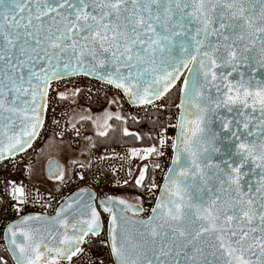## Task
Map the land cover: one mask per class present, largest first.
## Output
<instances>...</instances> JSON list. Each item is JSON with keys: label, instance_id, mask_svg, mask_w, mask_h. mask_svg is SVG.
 Instances as JSON below:
<instances>
[{"label": "snow or ice", "instance_id": "6c2138e0", "mask_svg": "<svg viewBox=\"0 0 264 264\" xmlns=\"http://www.w3.org/2000/svg\"><path fill=\"white\" fill-rule=\"evenodd\" d=\"M260 70L264 0H0V161L32 147L53 80L95 77L138 105H153L182 80L179 117L168 125L175 138L161 127L157 143L129 150L140 160L163 156L169 145L173 151L151 214L133 220L123 213L135 216L142 207L121 197L100 201L110 214L112 260L264 264V80L252 84ZM15 114L22 117L19 131ZM147 167L139 169L136 186H144ZM49 173L64 179L51 162ZM156 188L152 183L149 190ZM12 198L26 203L24 187L14 186ZM76 203L66 202L52 217L27 215L9 224L5 238L15 264H73L102 226L92 204L70 220ZM32 222L58 227L42 230ZM0 264H8L2 255Z\"/></svg>", "mask_w": 264, "mask_h": 264}, {"label": "built area", "instance_id": "2783aa9c", "mask_svg": "<svg viewBox=\"0 0 264 264\" xmlns=\"http://www.w3.org/2000/svg\"><path fill=\"white\" fill-rule=\"evenodd\" d=\"M62 92L66 93V99L60 97L59 93ZM107 97L116 100L128 123L135 124L141 135L150 138V146L157 143L155 137L160 133L161 127L167 129V136L174 138L175 128L168 125H175L177 121L178 104L168 102L165 97L153 105L136 106L127 102L118 89L91 77L76 75L51 82L46 97L43 125L32 147L0 161V251L4 253L6 260V256L9 257L11 264L15 263L3 238L8 225L28 213L51 216L59 203L72 192L86 189L93 193L94 206L101 214L102 224L99 234L90 236L88 242L82 245L84 251L73 259V264H114L107 241V213L100 211L98 200H106L108 196L126 198L131 204L142 207L143 211L136 215L139 218H145L150 213L158 189L170 167L173 153L170 145L161 149L163 156L153 155L148 160L132 156L130 149L122 143H117L116 146H91L87 158L75 164L66 180L56 187L36 183L29 177L30 166L41 144L48 137L65 139L74 150L81 147L88 130L87 125L84 121L71 124L68 120L69 114L82 107L98 108ZM145 164L148 167L144 186L138 187L135 185V179L139 176V169ZM156 164L160 167H155ZM125 181L128 183L125 184ZM152 183H155L157 188L149 190ZM14 186L24 187L26 203L18 204L12 198ZM119 191L124 193L118 194ZM17 208L20 210L17 211Z\"/></svg>", "mask_w": 264, "mask_h": 264}, {"label": "rangeland", "instance_id": "374dc122", "mask_svg": "<svg viewBox=\"0 0 264 264\" xmlns=\"http://www.w3.org/2000/svg\"><path fill=\"white\" fill-rule=\"evenodd\" d=\"M104 101H107V102L114 101L110 104L113 106L114 109H116L118 111V113L120 115H122L121 117L123 118V120L120 123H117V121H116V123H114L113 119H116L114 117L112 119L113 122L111 124L110 123L108 124V125H111V127L105 136L95 135L94 137H92V135H89L90 137L87 138L89 140H86V142H90V143L86 144L85 138H84L81 147L78 148L77 150L72 149V147H70L69 143H67L65 141L64 142L60 141L53 136L48 137L41 144V146L38 150V153L35 157V160H33L32 164L30 166V173L34 174L36 176L35 180L38 181L37 183L45 182V178L42 175V171H44V170L47 171V169L50 166V162H51V167H53L54 169H57V165L59 166V164L62 163L64 170H66L67 162H69V160L71 159V157H72L71 155H77V154H79L80 151H83V153L81 155V161L84 160L85 158H87L89 149H90L92 144L103 145L105 143H110V142L113 143L117 139H119V141L124 140V141H126V143H128V145H130V146H126V145H124V143H122V141L119 142V143H122L128 149L140 148V147L145 148V147L150 146V144H143V146H137V145L132 146V144H131L132 138H131V141H130V138H125V139L121 138V137L118 138V136L120 134L124 135V131H123L124 128H127L130 133H136L138 135H140L141 133L138 131V127H136L135 124L128 123L125 120L124 115L121 113L120 109L118 108L116 100H114L112 97H110V98L107 97L106 99L103 100L102 104L104 103ZM100 107H98V108L96 107V108L98 110H100ZM97 109L92 108V109L86 110V112H88L89 115L94 117L96 111H98ZM76 112L73 113V116H75ZM104 116L105 117L102 116L100 118L96 117V120H97L99 125L98 124L94 125V123H93V125L88 128L89 129L87 131L88 134L93 133L92 130H94V128L98 129V131L102 130L101 127L103 125V123H102L103 118H106L108 115L104 114ZM111 117H113V116H111ZM93 126H94V128H93ZM79 162H80V160H79ZM29 177H30V175H29ZM34 182H36V181H34ZM43 184H46V183H43ZM119 193H124V192L119 191L118 194Z\"/></svg>", "mask_w": 264, "mask_h": 264}, {"label": "water", "instance_id": "95a60500", "mask_svg": "<svg viewBox=\"0 0 264 264\" xmlns=\"http://www.w3.org/2000/svg\"><path fill=\"white\" fill-rule=\"evenodd\" d=\"M255 55H257V58H259V53H256ZM240 71H245V72H247V70L246 69H244V68H241L240 69ZM188 75V71H187V69H185L184 70V73H183V76H187ZM254 76H255V80H253L252 81V84H253V86H255V84H256V81L257 80H264V70H260V71H258V72H256V73H254L253 74ZM76 75H74V76H69V78H72V77H75ZM82 77H90V76H85V75H81ZM233 76L235 77V78H238V73H234L233 74ZM91 78H94V79H96V80H98V81H102V80H99V79H97V78H95V77H91ZM182 79H183V77H182ZM248 79V75L246 74V76H245V80H247ZM59 80H62V79H59ZM59 80H57V81H59ZM53 81H56V80H53ZM52 81V82H53ZM102 82H105V81H102ZM178 86H179V88H178V99H179V101L177 102V104H179L180 103V96H181V92H180V86H182V80L181 81H179L178 82ZM120 91V90H119ZM121 93H122V96L125 98V100L128 102L129 101V103L130 104H135V103H133L132 101H130L129 100V98L127 97V96H125L124 95V93L122 92V91H120ZM167 95V94H166ZM165 95V96H166ZM164 96V97H165ZM163 98V97H162ZM27 99H30V97H28ZM38 100H39V97H38ZM45 102H46V98H45ZM136 106L138 105V104H135ZM18 107H21V108H23L24 107V105H22V104H18ZM28 107L29 108H31L32 107V105L31 104H29L28 105ZM44 112H45V107L44 108H41V110H40V116H41V118H42V120H43V115H44ZM177 118L179 117V113H180V110H179V108L177 107ZM11 114H9V113H4V116H5V120H4V123L5 124H7V122H8V117L10 116ZM12 119H13V127H14V130H16V131H19V129H20V127H21V122H22V117L19 115V114H15V115H13L12 116ZM41 127V126H40ZM40 127H38V131H39V129H40ZM175 136H176V129H175V133H174V138H175ZM36 138H37V136H36ZM36 138L32 141V143L36 140ZM7 143V139L5 138V144ZM173 152V151H172ZM18 153H20V152H17L16 154H18ZM22 153V152H21ZM15 154V155H16ZM12 156H8L7 158H11ZM172 158H173V153H172V156H171V161H170V167L172 166ZM52 168V170H53V167H51ZM169 169V168H168ZM168 172V171H167ZM45 173L47 174V175H49L50 173H49V168L47 169V171H45ZM164 182H165V178H164V180L162 181V183H161V185L160 186H162L163 184H164ZM160 188V187H159ZM82 190V189H81ZM81 190H79V191H77V192H72L71 194H69L68 196H66V198L62 201V202H60L59 203V205L57 206V208H56V210L58 209V208H60L61 206H63L66 202H71L72 200H77V201H79V203H76V204H73V207L71 208V209H69V211H68V216H69V219L71 220V219H79V215H78V213H80V212H83L85 209H84V205H87V204H92V205H94V195H93V193H91V192H89V191H86V189H83V190H85V191H83V192H81ZM160 194V191H159V189H158V193H157V196ZM155 203H156V200H155V202H154V206H155ZM97 204H98V206H99V208H100V200H98L97 201ZM131 204V203H130ZM133 205H136V204H134V203H132ZM138 208H139V206L138 205H136ZM154 206H152V208L154 207ZM121 208H123V206H120ZM56 210L54 211V213L51 215V216H48V215H44V214H41V215H44V216H48V217H52V216H55V214H56ZM152 210V209H151ZM100 211L103 213V214H106V212H103V210L100 208ZM36 213H28V215H35ZM125 216H128V217H131L133 220H135V219H146L150 214H151V211H150V213L145 217V218H139L138 216H133V214L131 213V212H127V211H125L124 213H123ZM24 216V215H23ZM23 216H21V217H19V218H17V219H15V221L14 222H12V223H15V222H18ZM25 216H27V215H25ZM109 216H110V214L109 213H107V225H106V233H108V227H109ZM11 223V224H12ZM32 226L35 228V227H37V226H39V227H41V229L43 230L44 228H52V229H55V228H57L58 227V225H56L55 224V222H32ZM130 228L131 227H135L134 225H131V224H129L128 225ZM7 229V228H6ZM5 229V230H6ZM6 231H4V239H5V242H6ZM107 241H108V234H107ZM7 245V244H6ZM110 249V248H109ZM10 254V253H9ZM10 257H11V254H10ZM12 258V257H11ZM12 261H13V263H15V261L12 259Z\"/></svg>", "mask_w": 264, "mask_h": 264}, {"label": "crops", "instance_id": "0c3cea01", "mask_svg": "<svg viewBox=\"0 0 264 264\" xmlns=\"http://www.w3.org/2000/svg\"><path fill=\"white\" fill-rule=\"evenodd\" d=\"M89 109H92V107H89V108L82 107L80 109H77L76 110L77 112L76 111H73L71 114H69V118H68V120H69V122L71 124H75L77 121H84V122H86L87 129H88L89 127H91L93 125V123H94V125L95 124H98V122L96 120V117L100 118L102 116L105 117L104 114H107L108 115L106 118H103L102 123H103L104 126L102 125V127H101L102 130L98 131V129H95L94 126H93L94 130H92L93 133L88 134L87 131L89 129L86 130V134H85V136H86L85 137V143L86 144L87 143H90V142H86V140H89V139H87L88 137H90L89 135H92V137H94L95 135H99L98 133L101 132V131H105L106 128H107V132H108V130L110 129V127H107V125L109 123L111 124L113 122L112 119L115 117L116 114H119L118 111L116 109H114L113 106L110 104V102H107V101H104V103L100 107V110H98L97 108H95L98 111H96L94 117L91 116V115H89L88 112H86V110H89ZM74 112H76L75 113V116H73V113ZM109 114H112L111 116H113V117L109 118ZM119 116L121 117L122 115L119 114ZM113 120H114V123H116V121H117V123H120L123 120V118L121 117L120 120H117V119H113ZM60 141L67 142V140H65V139L64 140H60ZM82 153H83V151H80L79 154H77V155H71L72 157H71L70 160L68 159L69 162H67L66 170H64L62 163L59 164V169H54L53 168L52 171L53 172H56V174H59V170H62L64 172V179L62 181L55 180V179H49V175L50 174L47 175L45 173L46 170L42 171V175L45 178V182H43V183H46L50 187H56L59 184H62V182L64 180H66V178L69 176V174H70V172L72 170L71 168L75 164H77L79 162V160L81 161V155H82ZM35 177L36 176L34 174H31L30 173V178L32 180L36 181V183H37L38 181L35 180Z\"/></svg>", "mask_w": 264, "mask_h": 264}, {"label": "trees", "instance_id": "16d2710c", "mask_svg": "<svg viewBox=\"0 0 264 264\" xmlns=\"http://www.w3.org/2000/svg\"><path fill=\"white\" fill-rule=\"evenodd\" d=\"M178 88H179V86H177V87H175V88H173V89H171L170 91H169V93H167V95L165 96V100H167L168 102H174V103H177L178 101H179V99H178ZM140 137H141V139H139V140H137L136 139V136L135 135H122V134H120L119 136H118V138L119 137H121V138H130V141H131V138H132V141H131V144H132V146H135V145H137V146H143V144H150V142H151V140H150V138H148V137H145V136H143V135H139ZM120 138V139H121ZM122 141V143H124V145H126V146H130V145H128V143H126V141H124V140H120L119 141V139H117L115 142H113V143H105V144H103V145H101V144H92L91 146H98V147H104V146H106V145H111V146H116L117 145V143H119V142H121ZM0 255H4V253H2L1 251H0ZM6 256V255H5ZM7 257V262H8V264H11V261H10V259H9V257L8 256H6Z\"/></svg>", "mask_w": 264, "mask_h": 264}, {"label": "flooded vegetation", "instance_id": "af4514ba", "mask_svg": "<svg viewBox=\"0 0 264 264\" xmlns=\"http://www.w3.org/2000/svg\"><path fill=\"white\" fill-rule=\"evenodd\" d=\"M123 199H125L126 201H128L126 198H123ZM129 203H130V201H128Z\"/></svg>", "mask_w": 264, "mask_h": 264}]
</instances>
